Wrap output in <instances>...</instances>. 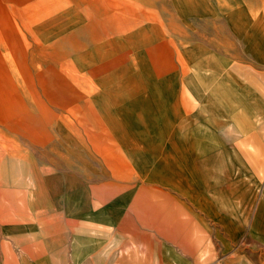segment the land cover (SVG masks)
I'll return each instance as SVG.
<instances>
[{
  "label": "rangeland",
  "instance_id": "obj_1",
  "mask_svg": "<svg viewBox=\"0 0 264 264\" xmlns=\"http://www.w3.org/2000/svg\"><path fill=\"white\" fill-rule=\"evenodd\" d=\"M91 8L102 13L88 19ZM80 14L85 29L73 22ZM232 91L264 105V0H0V161L32 151L53 207L82 182L105 188L101 212L89 215L96 225H81L96 236L95 264H164L166 250L179 264H264V135L212 123L194 96ZM201 127L215 128L199 151L206 166L186 138ZM225 155L251 169L252 183L234 199L225 191L222 210L195 174ZM155 183L159 195L147 189ZM129 186L136 232L118 200ZM110 205L118 229L105 227Z\"/></svg>",
  "mask_w": 264,
  "mask_h": 264
},
{
  "label": "crops",
  "instance_id": "obj_2",
  "mask_svg": "<svg viewBox=\"0 0 264 264\" xmlns=\"http://www.w3.org/2000/svg\"><path fill=\"white\" fill-rule=\"evenodd\" d=\"M26 3L25 1L23 5ZM46 3L49 2L46 1ZM121 3L123 2L119 1L117 6H123ZM51 5L55 6V3ZM88 12L102 13L98 8H91ZM90 18L91 15L88 13V19ZM111 20H109L110 24L108 23L110 29L116 31L117 36L121 38L123 33L120 28H117V25L119 27L118 23L121 24L120 19H116V22H110ZM73 22L74 24L84 23L82 26L85 25V20L81 14ZM87 23L90 26L95 24L91 21ZM203 93H196L194 95L195 100L197 97L199 113L209 117L212 123L216 122L215 124L219 125V121H223V125L226 127H230L232 124L237 133L247 134L248 137L253 135L251 133L255 129L264 135V105L258 99L260 97L253 96V99H249L242 96L244 97V101H242L237 92L233 91L228 96L211 94L212 96L207 97ZM205 94L208 92L205 91ZM218 101L223 104L222 115L220 112L214 111V107L219 104ZM214 130L215 128L212 127H201L186 136L189 142L198 141L197 153L203 166H206V160H204L206 154L200 152L206 151L209 143L213 142L211 135H213ZM225 136L230 139L236 138V136L229 134ZM215 139L218 142L217 137ZM184 150L189 152V146L184 145ZM32 154V151L26 150L7 151L2 156L3 160L0 161V264H95L96 236L85 233L84 230H81V225H86L85 223L96 225V218L89 215L96 211L101 212L100 208L103 205L100 203L105 188H97L95 185L82 182L83 185H78L77 188L65 190L62 193L60 208L53 207V205H49L47 173L32 171ZM214 170L203 168L200 172L196 171L195 176L202 190L206 189L207 186L212 187L214 192L211 193V197L217 202L219 208L224 210L225 191H231V194H227V196L231 195L234 199V191L250 190L248 187L249 183H252L251 169L247 166L240 167L236 156L225 155L222 158H215ZM260 172L264 175L263 170ZM191 174H194V170ZM115 185H110V193H107L110 194V197H113L112 189H120V184ZM128 188L129 191L125 193L118 191L119 194L118 192L116 194H118L120 199H117L120 202L125 201L127 203V213L131 217L128 221L130 223L127 227L128 230L136 232L138 225L141 224V219L137 215L139 198L135 186ZM154 188L159 195L158 183H155V186L151 188L147 187L148 190ZM80 189H82V193ZM114 207L116 205H110L104 210V213L111 215L110 226L106 225V228L118 229L119 227L118 220H113V215L118 213L116 209H113ZM118 211L120 212V210ZM155 213L157 215L155 220L154 209H152L150 216L152 221L156 222L158 230V210ZM81 215H87V217L80 219ZM143 219L145 218L143 217ZM223 221L224 219L221 220V227ZM218 236L217 234L216 238ZM190 245L197 246L192 241ZM203 246L200 251V258L209 252V242ZM136 247V244H133L132 250L134 251ZM165 254L164 264H179V259L174 257L170 250H166ZM63 255L66 256L61 257Z\"/></svg>",
  "mask_w": 264,
  "mask_h": 264
}]
</instances>
